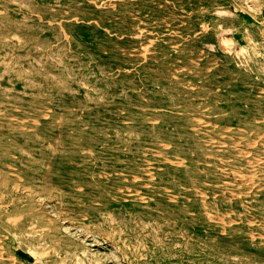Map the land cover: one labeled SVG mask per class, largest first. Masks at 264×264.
I'll list each match as a JSON object with an SVG mask.
<instances>
[{
  "label": "rangeland",
  "instance_id": "rangeland-1",
  "mask_svg": "<svg viewBox=\"0 0 264 264\" xmlns=\"http://www.w3.org/2000/svg\"><path fill=\"white\" fill-rule=\"evenodd\" d=\"M0 264H264V0H0Z\"/></svg>",
  "mask_w": 264,
  "mask_h": 264
}]
</instances>
